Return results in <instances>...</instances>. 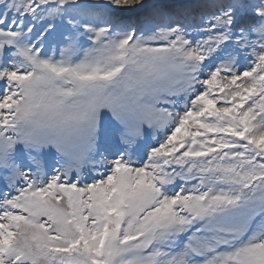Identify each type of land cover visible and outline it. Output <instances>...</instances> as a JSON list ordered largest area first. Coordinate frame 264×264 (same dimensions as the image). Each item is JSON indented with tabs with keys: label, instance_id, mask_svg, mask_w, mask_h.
I'll return each instance as SVG.
<instances>
[{
	"label": "snow or ice",
	"instance_id": "6c2138e0",
	"mask_svg": "<svg viewBox=\"0 0 264 264\" xmlns=\"http://www.w3.org/2000/svg\"><path fill=\"white\" fill-rule=\"evenodd\" d=\"M0 264H264V0H0Z\"/></svg>",
	"mask_w": 264,
	"mask_h": 264
},
{
	"label": "bare ground",
	"instance_id": "6f19581e",
	"mask_svg": "<svg viewBox=\"0 0 264 264\" xmlns=\"http://www.w3.org/2000/svg\"><path fill=\"white\" fill-rule=\"evenodd\" d=\"M149 2H151V0H149Z\"/></svg>",
	"mask_w": 264,
	"mask_h": 264
}]
</instances>
